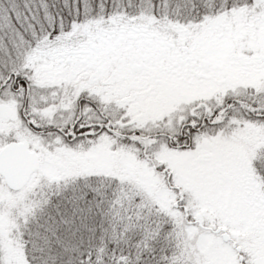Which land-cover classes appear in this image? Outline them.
Wrapping results in <instances>:
<instances>
[{
  "label": "snow or ice",
  "instance_id": "1",
  "mask_svg": "<svg viewBox=\"0 0 264 264\" xmlns=\"http://www.w3.org/2000/svg\"><path fill=\"white\" fill-rule=\"evenodd\" d=\"M0 264H264V0H0Z\"/></svg>",
  "mask_w": 264,
  "mask_h": 264
}]
</instances>
